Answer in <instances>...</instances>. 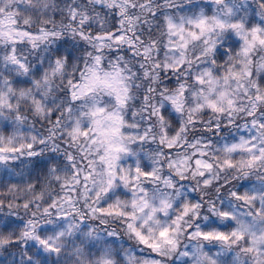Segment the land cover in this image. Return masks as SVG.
Instances as JSON below:
<instances>
[{
  "label": "clouds",
  "instance_id": "9594fccd",
  "mask_svg": "<svg viewBox=\"0 0 264 264\" xmlns=\"http://www.w3.org/2000/svg\"><path fill=\"white\" fill-rule=\"evenodd\" d=\"M0 264H264V0H0Z\"/></svg>",
  "mask_w": 264,
  "mask_h": 264
}]
</instances>
